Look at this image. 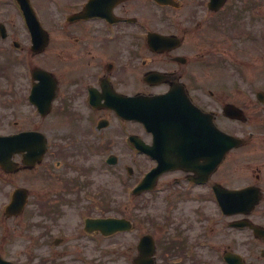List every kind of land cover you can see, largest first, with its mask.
Listing matches in <instances>:
<instances>
[{
    "label": "flooded vegetation",
    "instance_id": "flooded-vegetation-1",
    "mask_svg": "<svg viewBox=\"0 0 264 264\" xmlns=\"http://www.w3.org/2000/svg\"><path fill=\"white\" fill-rule=\"evenodd\" d=\"M210 1L29 0L41 28H27L16 8L20 32L11 31L1 15L0 50L6 49L7 54L6 64L0 66V75L6 76L0 79L12 83L9 69L27 65V90L19 100L45 121L47 130L68 127L71 133L63 138L44 134L41 145L45 152L33 165L25 162L26 151L13 152L8 159L12 151L1 153L9 162L0 164V194L4 196L0 204V264H264V87L253 91L254 99L241 95L236 105L211 89L201 92L202 98L196 97L197 67L212 69L225 61L214 62L209 52L196 44L195 34L197 30H217L222 19L240 20L243 2L214 0L220 4L214 7ZM261 1L247 0L248 11L261 10ZM5 5L0 0V8ZM15 24L13 27H18ZM208 48L212 51V45ZM195 49L200 51L197 55ZM33 88L39 96L31 101ZM172 89L211 115L215 124L218 112L224 120L236 122V133L225 129L233 126L216 127L237 137L239 145L228 151L215 169L201 148L190 151V157L177 155L179 150L171 161L190 164L162 172L153 189L134 194V187L157 165L152 156L156 153L148 150L153 144L152 133L121 114L129 116L134 99L142 101ZM18 96L0 90V122L2 128L12 130L0 136L41 132L21 129L15 120ZM212 103H217L219 110L215 112ZM228 105L238 109L236 119L226 116ZM6 112L10 113L7 117ZM206 127L202 125V129ZM77 130L86 139L81 144L75 138ZM134 135L147 151L134 150ZM175 138L181 146L196 140L187 133ZM174 143L171 134L160 140L163 146ZM85 144L92 155L101 149L110 154L120 146L130 160L133 153L138 155L143 169L135 184L124 189V201L102 202V196L111 191L94 186L87 170L72 161L71 153L84 151ZM118 159L120 166V156ZM167 162L171 163L170 158ZM21 176L29 177L31 188L21 185ZM19 188L26 189L27 204L20 213L10 214V197ZM220 189L225 191L222 198L216 194ZM154 199L155 204L150 205ZM150 207L152 214L148 213ZM179 213L188 215L189 220ZM106 219L122 220L125 230L110 233L107 229L109 235H105L101 221ZM182 222L183 230L179 229ZM196 224L204 230L206 256L185 254L186 242L177 240L179 236L184 239L189 227ZM138 230L145 231L133 236ZM143 237L146 240L139 248ZM147 237L154 243L153 251ZM250 241L262 244L260 256H254L256 246L250 248Z\"/></svg>",
    "mask_w": 264,
    "mask_h": 264
},
{
    "label": "rangeland",
    "instance_id": "rangeland-1",
    "mask_svg": "<svg viewBox=\"0 0 264 264\" xmlns=\"http://www.w3.org/2000/svg\"><path fill=\"white\" fill-rule=\"evenodd\" d=\"M4 1L6 5L0 8V17L3 15L5 22L8 24L11 31L14 30L20 32L21 27L18 18L15 16L17 12L11 4L12 0ZM243 9L244 5L241 3L240 20L236 22L233 18H229L227 21H223L222 19L221 26L217 30H211L212 32L210 33L209 31L201 32L197 30L195 34L197 39H194L196 44L204 51L207 50L214 62L223 60L225 61V65L223 64V67V65L220 64V67L214 66L212 69L197 67L196 76L198 77L199 82L196 86V97L202 98L200 95L201 92L206 93L207 89H211L214 93L222 96L226 102L236 105L238 104L241 95H248L254 99L255 96L252 95L253 91L260 87H264V71L262 73V66H264V0L261 1V10L255 8L254 10L250 9V11H244ZM0 22L3 21L0 20ZM15 23H17L18 27H13ZM192 36L190 37L192 38ZM210 45H212V51L208 48ZM5 50H0V66L6 64L5 54H7V50ZM199 52L200 51L197 49L194 50L196 55ZM207 60L209 59L207 58ZM201 61L204 60L202 59ZM26 70L27 65L25 64H20L9 69V75L14 79L12 83L4 77H1L0 79V90H2V93L6 94L13 92L20 95L17 97L18 100H16L15 104V120L21 124V129L35 128L45 135L53 134L58 138L69 136L71 131L68 127H55L53 131L47 130L45 121H40L41 119L39 120L38 117H35V115L31 113L30 106L27 102L19 100L22 94L27 90L29 80L26 75ZM6 71L7 69L5 72ZM207 73L213 74V77H209ZM0 76L6 75L1 74ZM199 89H201V91ZM250 107L252 108L253 105ZM212 108H214V111L216 112L219 110V105L217 103H212ZM4 114L7 117L10 113L6 112ZM218 114L216 124L220 127L233 126V128L225 127V129L226 131L228 130V132L236 133L235 126L237 123L224 120L220 112H218ZM31 122H33V125H31ZM134 131L139 130L134 128ZM4 132L9 133L12 132V130L2 128V122H0V133ZM83 136L84 133L82 134L81 131L77 130L75 138L79 144L86 141ZM116 138L117 140L119 139V134H116ZM87 148L88 147L85 144L84 151H81L80 149V153L72 152L71 154L74 155L72 161H78V164L87 170L89 176L94 182V186L99 189H108L111 191L107 192L108 195L106 194L102 196V202L105 200H107V202H112L114 200V202L119 201V204L122 200L124 201V189L130 188L127 186H133L136 180L140 177V168L143 169L142 162L135 160L136 156L134 154L132 155V160H130L129 156L125 154L124 148L120 146L111 150L120 156L121 165L111 169L104 164V159L109 153L108 151L101 149L96 154L92 155V153L86 152ZM126 166L132 167L134 172L132 176L127 174L125 169ZM20 179L23 180L21 185L31 188L29 177L21 176ZM121 179H126L127 182L124 183ZM3 200L4 196L0 194V204ZM155 202L156 200L154 199L150 202V205H154ZM139 203H141V200L137 204ZM153 210L154 209L150 207L148 213L152 214ZM138 212L139 214H142L140 209ZM214 214H216V212H214ZM179 215H181V213H179ZM181 216H184L187 221L189 220L188 215ZM216 218L217 216H214V219ZM183 226L184 223H180L179 229L183 230ZM144 231L145 230H138L133 236ZM203 234V227L196 224L192 229L189 227L187 234H184V239H181L182 237L180 236L177 237L178 242H186L185 254L187 251H190L194 256H206V248L204 244H202L204 238L201 235ZM245 237V243L247 244L249 241L247 240V236ZM128 239L129 236L127 240ZM250 242V248L253 244L256 246L255 251L252 249L255 252L254 256H260L259 250L262 247V244L258 245L257 243H252L253 241Z\"/></svg>",
    "mask_w": 264,
    "mask_h": 264
},
{
    "label": "water",
    "instance_id": "water-1",
    "mask_svg": "<svg viewBox=\"0 0 264 264\" xmlns=\"http://www.w3.org/2000/svg\"><path fill=\"white\" fill-rule=\"evenodd\" d=\"M21 5L24 8L27 24L30 29L37 28L36 21L27 5V1L25 0L24 2H21ZM180 94L181 93L174 90L170 91L164 96L157 98H146L142 101L134 99L133 112L132 116L130 117L135 121L143 123L146 127L148 126V131L153 133L154 141L153 147L151 149H157L160 147L158 142L163 138L164 135H173L175 148H179V146H181L176 143L177 139L175 136L184 133H187L190 136L193 135V140H196L188 145V149H192L194 151V149L201 148L204 152H207V159L212 165V169H214L221 162L226 152H228L233 147H236L239 141L236 138L228 136L216 129L210 117L206 118L198 111L195 112V110L188 103L187 99L182 97ZM228 114L231 116H236V112H234L231 108H229ZM203 124H206V129H202ZM32 136L34 137L33 134ZM30 139H32L30 134H21L15 138L0 137V160L2 159L1 150L5 147L13 146L9 144L10 142H13L14 140H20V145H16V142L14 141L15 147L21 146V150H23L25 149L22 146L25 144L24 141H29ZM134 141L137 142L135 139ZM136 145L139 149H142L138 143H136ZM204 156H206L205 153ZM30 158L35 157L33 155V157ZM164 169L165 168L159 170L157 168L153 170L149 174V177L145 178L143 181L151 182L159 173L164 171ZM222 193H224L223 190L218 194L220 198H222ZM25 198L26 195L23 192H17L14 196V201L10 206V210H14L15 212L20 211L25 202ZM122 223L123 221L106 220L102 221L101 227L102 229L109 228L111 230V227H114V230H122L124 229L121 227Z\"/></svg>",
    "mask_w": 264,
    "mask_h": 264
}]
</instances>
